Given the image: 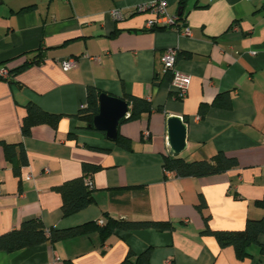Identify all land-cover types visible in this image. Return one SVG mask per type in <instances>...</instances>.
Listing matches in <instances>:
<instances>
[{"label": "crops", "instance_id": "1", "mask_svg": "<svg viewBox=\"0 0 264 264\" xmlns=\"http://www.w3.org/2000/svg\"><path fill=\"white\" fill-rule=\"evenodd\" d=\"M156 1L0 0V69L9 73L0 77V142L21 143L27 157L16 176L19 162L8 161L0 144V235L29 219L62 230L101 226L108 218L175 225L172 231H117L106 240L93 229L14 253L0 251V264H124L147 249L149 264H264L258 245L239 260L233 247L201 235L205 218L213 231H241L249 218L264 214L254 205L264 197V0H165L179 25L148 30L156 15L136 9ZM116 9L120 20L112 16ZM184 27L191 36L181 34ZM167 49H176L177 70L191 77L182 100L162 72ZM69 60L75 67L64 70L61 64ZM89 88L124 101H150V114L119 124L130 150L77 120ZM29 103L60 115L57 128L36 125L23 137ZM172 116L187 124L179 158L196 161L221 152L238 166L201 178L165 171L163 159L172 157ZM85 163L101 167L92 176L94 202L64 217L55 188L80 177ZM201 196L206 207L200 212ZM259 244L264 246V234Z\"/></svg>", "mask_w": 264, "mask_h": 264}, {"label": "trees", "instance_id": "2", "mask_svg": "<svg viewBox=\"0 0 264 264\" xmlns=\"http://www.w3.org/2000/svg\"><path fill=\"white\" fill-rule=\"evenodd\" d=\"M183 2L184 0L182 3ZM178 25L179 24H177V26ZM32 63L36 64L38 62L34 61ZM32 63H27L17 68L13 71V75H17ZM100 95L101 93L96 89L89 88L87 92V104L76 115L77 120L90 130H93L90 126L93 117L97 115L99 111L98 97ZM126 101L130 106V114L129 117L122 119L121 123L136 120L143 114H150L153 110L150 101L146 99L129 96L126 98ZM228 103L229 98L228 96H225L224 104L228 105ZM26 111V116L23 118L21 125V133L23 137H28L32 127L36 125L48 124L55 129L61 119L60 115L45 112L34 103H29L26 106ZM0 144L3 147L8 161L19 162V165H15L13 169L15 175L18 176L20 174L21 166L27 164V157L22 144H7L4 142H0ZM115 144L125 150L131 149V141L120 134H118ZM237 166L238 162L236 159L230 158L221 152L217 153L210 159L196 161H186L178 156H167L163 159L164 170L173 173L178 178L214 176L225 173ZM100 170V166L85 163L82 167L83 173L80 177L66 181L61 186L55 188L62 198L61 210L64 217L74 215L94 202L92 176ZM89 183H91V185ZM254 205L264 211V197L255 201ZM205 207V200L201 196L200 204L197 206V209L201 212ZM93 229L99 230L102 238L106 240L117 231L141 229H155L160 232L172 231L175 229V225L166 221H129L108 218L107 223L101 226L96 223H91L62 230L54 228L48 229L39 219H29L23 222L19 229L0 235V251L14 253L36 247L43 243H55L66 238L76 237ZM263 234L264 214L260 219L249 218L246 222L245 228L241 231H213L208 225V219L205 218V227L201 231V235L213 237L221 248L229 246L233 247L236 257L239 260L251 256L249 248L252 245H258L260 248V254L264 255V246L259 244V237ZM149 260L150 249H147L145 252L137 256L135 261H132L129 256L123 263L149 264Z\"/></svg>", "mask_w": 264, "mask_h": 264}, {"label": "built area", "instance_id": "3", "mask_svg": "<svg viewBox=\"0 0 264 264\" xmlns=\"http://www.w3.org/2000/svg\"><path fill=\"white\" fill-rule=\"evenodd\" d=\"M146 10H151L156 17L153 20L147 22L146 28L152 30L157 27H170L175 28L178 24L179 17L169 15L167 12V5L165 0H157L151 6H139L136 11L143 12ZM112 16L115 20L122 19V13L116 9L112 11ZM181 34L184 36H191V31L188 27H184L180 30ZM177 51L176 49H167L164 51L161 57L162 72L164 75H169L170 77V87L175 92L176 98L184 99L188 93L191 77L177 70ZM62 67L64 70H69L75 67V61H63ZM0 77L7 79L9 73L6 69H0ZM127 116H129L127 114ZM144 138H148V133H144ZM91 185V183H89Z\"/></svg>", "mask_w": 264, "mask_h": 264}, {"label": "water", "instance_id": "4", "mask_svg": "<svg viewBox=\"0 0 264 264\" xmlns=\"http://www.w3.org/2000/svg\"><path fill=\"white\" fill-rule=\"evenodd\" d=\"M98 114L90 125L94 130L104 132L106 139L115 142L122 119L127 118L128 103L123 99L101 94L98 97ZM187 124L181 117L167 119V135L170 155L178 156L186 149Z\"/></svg>", "mask_w": 264, "mask_h": 264}]
</instances>
